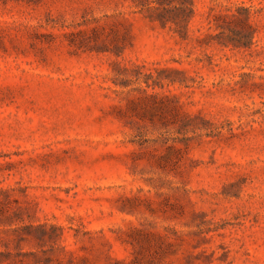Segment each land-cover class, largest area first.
<instances>
[{"label": "rangeland", "instance_id": "rangeland-1", "mask_svg": "<svg viewBox=\"0 0 264 264\" xmlns=\"http://www.w3.org/2000/svg\"><path fill=\"white\" fill-rule=\"evenodd\" d=\"M0 264H264V0H0Z\"/></svg>", "mask_w": 264, "mask_h": 264}, {"label": "trees", "instance_id": "trees-1", "mask_svg": "<svg viewBox=\"0 0 264 264\" xmlns=\"http://www.w3.org/2000/svg\"><path fill=\"white\" fill-rule=\"evenodd\" d=\"M160 2V1H159ZM176 11H183L184 9H183V7H178V6H176V9H175ZM162 21H163V23H167V21L168 20H166V19H162Z\"/></svg>", "mask_w": 264, "mask_h": 264}]
</instances>
